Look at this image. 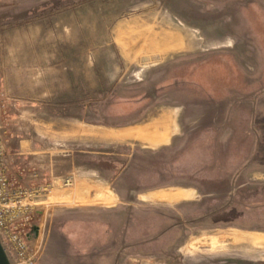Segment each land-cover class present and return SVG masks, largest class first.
I'll return each mask as SVG.
<instances>
[{
  "label": "rangeland",
  "instance_id": "1",
  "mask_svg": "<svg viewBox=\"0 0 264 264\" xmlns=\"http://www.w3.org/2000/svg\"><path fill=\"white\" fill-rule=\"evenodd\" d=\"M0 95L50 101L74 159L38 264H264V0H0ZM168 110L170 145L112 139Z\"/></svg>",
  "mask_w": 264,
  "mask_h": 264
},
{
  "label": "crops",
  "instance_id": "2",
  "mask_svg": "<svg viewBox=\"0 0 264 264\" xmlns=\"http://www.w3.org/2000/svg\"><path fill=\"white\" fill-rule=\"evenodd\" d=\"M38 93V96H42L41 92ZM43 95L46 97L47 91H44ZM8 105L6 114L10 132L9 150L13 160L11 175L13 184L31 192V199H35V202L39 204L46 203L51 195L56 193L61 195L64 187H74L77 175L70 150L62 149L55 154L48 149L49 145L56 143L59 133L65 134L63 131H55L53 128L55 125L39 115L50 105V101L14 100ZM177 117L178 114L175 111L168 110L151 119L144 126L112 130V139L118 141L136 140L144 143L145 147L159 150L170 145L168 143L181 134L182 127L178 125ZM113 135H117V137ZM70 168L72 169L70 170ZM67 179L73 181L72 185H65ZM66 204L68 205V203ZM206 237L204 235L199 239Z\"/></svg>",
  "mask_w": 264,
  "mask_h": 264
},
{
  "label": "built area",
  "instance_id": "3",
  "mask_svg": "<svg viewBox=\"0 0 264 264\" xmlns=\"http://www.w3.org/2000/svg\"><path fill=\"white\" fill-rule=\"evenodd\" d=\"M6 106V99L0 95V237L14 264H38L34 248L23 229L31 214L32 193L16 187L12 181L13 160L9 150ZM69 184L71 179L65 182V185Z\"/></svg>",
  "mask_w": 264,
  "mask_h": 264
},
{
  "label": "bare ground",
  "instance_id": "4",
  "mask_svg": "<svg viewBox=\"0 0 264 264\" xmlns=\"http://www.w3.org/2000/svg\"><path fill=\"white\" fill-rule=\"evenodd\" d=\"M176 30V29H175ZM172 32V29H169L168 30V32L167 33H163V34H161V35H159L158 37L156 36L155 38H154V40L150 43V44H147V43H145L144 44V47H142V50L143 49H148V48H151L152 46H158V41L159 40H164L165 39V36L167 37L166 39H169V40H174L175 39V36H176V34L174 33L173 35L172 34H170ZM180 34V33H179ZM155 36V35H154ZM178 37V36H177ZM184 42H185V40H183ZM164 42H166V41H164ZM190 43L191 42H189V45H190ZM132 48H134V49H132ZM131 50H134L135 51V47H131ZM139 51V50H138ZM137 51V52H138ZM140 52V51H139ZM133 53V52H132ZM139 54H137V56H138ZM135 135V134H134ZM114 137H117V135H113ZM187 195H188V193L187 194H185L184 192H180V193H178V194H176V195H172V196H159L157 199H159V200H171V201H173V200H178V199H183V198H186L187 197Z\"/></svg>",
  "mask_w": 264,
  "mask_h": 264
},
{
  "label": "water",
  "instance_id": "5",
  "mask_svg": "<svg viewBox=\"0 0 264 264\" xmlns=\"http://www.w3.org/2000/svg\"><path fill=\"white\" fill-rule=\"evenodd\" d=\"M0 264H14L0 237Z\"/></svg>",
  "mask_w": 264,
  "mask_h": 264
}]
</instances>
